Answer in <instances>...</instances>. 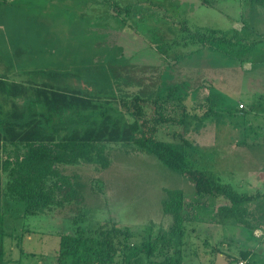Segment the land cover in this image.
<instances>
[{
	"label": "rangeland",
	"instance_id": "obj_1",
	"mask_svg": "<svg viewBox=\"0 0 264 264\" xmlns=\"http://www.w3.org/2000/svg\"><path fill=\"white\" fill-rule=\"evenodd\" d=\"M210 28L228 31V40L242 39L245 47L226 44L219 52L201 38L188 40ZM1 56L0 71L5 65L9 80L38 82L43 76L33 71L51 70L75 74L76 84L95 95L101 89L111 94L113 86L114 105L127 115L138 95L144 116L158 117L159 107L176 104L166 102L175 88L170 97H182L189 116L184 127L160 124L156 137L170 141L181 132L190 142L193 168L237 191L264 193V7L250 0H0ZM102 146L110 161L105 168L82 161L61 166L78 200L24 214V203L0 190L4 225L18 235L6 237V264H84L73 257L59 260V237L93 236L105 221L133 232L105 264H156L138 248L147 228L155 235L172 224L162 207L172 189H181L186 203L180 264H239L244 250L247 261L264 264L263 197L246 204L255 210L258 203L257 214L243 216L259 221L258 229L233 218L222 221V196L197 194L185 174L132 141ZM5 180L0 171V189Z\"/></svg>",
	"mask_w": 264,
	"mask_h": 264
},
{
	"label": "trees",
	"instance_id": "obj_2",
	"mask_svg": "<svg viewBox=\"0 0 264 264\" xmlns=\"http://www.w3.org/2000/svg\"><path fill=\"white\" fill-rule=\"evenodd\" d=\"M250 1L264 7V0ZM125 9L128 10V7ZM206 31L210 34L207 35ZM206 31L192 33V40H188L195 43L196 39L201 38L200 42L208 41L210 47L219 52L225 50L226 44H242L245 47L242 39L228 40V31L214 28ZM3 58L0 57V62L4 63ZM112 68L115 72L119 71L113 64ZM5 70L4 65L3 71H0V171L5 173L6 180L0 190L5 198L23 202L24 214H35L53 205L79 199L71 177L62 172V165L80 161L97 162L101 168H105L110 161L102 143L132 141L169 168L185 174L193 182L197 194H213L226 199L227 202L217 208V215L222 221L233 218L250 229L257 228L259 221L250 223L243 216L244 213L257 214L258 203L255 210L249 209L246 204L264 198V193L260 196L237 191L227 183L217 182L212 174L193 168L187 159L190 142L181 137V132L175 133L180 135L179 138L170 141L156 137L160 124L174 123L184 127L189 116L183 98L170 97L176 92L175 88L170 90L166 102L171 100L176 104L164 106L167 108L163 109L159 107L156 110L159 112L158 117L152 119L144 116V99L134 96L132 107L128 110L130 119L126 112L123 113L114 105L117 97L112 85L111 94L101 89L95 95L89 92L87 86H78L76 75L71 72L35 70V77L43 78L38 82L27 83L9 80ZM185 205L181 189L168 190L162 207L165 212L172 214V224L155 235L151 228H147L141 236L138 252L144 253L148 263L180 264L182 245L188 233ZM5 220L0 211V264L7 263L6 237H18L13 228L11 231L6 229ZM114 223L105 221L93 231V236L83 233L61 235L57 253L59 260L73 257L84 264H94L93 260L96 264L108 262L120 250V246L128 245L127 239L133 235L129 229H120ZM92 243L95 244L93 247ZM170 247L173 251L167 254L165 250ZM248 251H241V257L246 264H254L246 260ZM92 255H96L95 259H90Z\"/></svg>",
	"mask_w": 264,
	"mask_h": 264
},
{
	"label": "crops",
	"instance_id": "obj_3",
	"mask_svg": "<svg viewBox=\"0 0 264 264\" xmlns=\"http://www.w3.org/2000/svg\"><path fill=\"white\" fill-rule=\"evenodd\" d=\"M158 77H159V79H160V78H161V75H159ZM144 80H145V77L142 76V77H141V82H142V84H144V82H145ZM144 85H146V84H144ZM152 91H153V90H152ZM152 91H148V92H146L145 94H149V93L152 94ZM257 229H258V228H257Z\"/></svg>",
	"mask_w": 264,
	"mask_h": 264
},
{
	"label": "built area",
	"instance_id": "obj_4",
	"mask_svg": "<svg viewBox=\"0 0 264 264\" xmlns=\"http://www.w3.org/2000/svg\"><path fill=\"white\" fill-rule=\"evenodd\" d=\"M239 106H240V108H242L243 104H240ZM239 264H244V263H243V261H240Z\"/></svg>",
	"mask_w": 264,
	"mask_h": 264
}]
</instances>
